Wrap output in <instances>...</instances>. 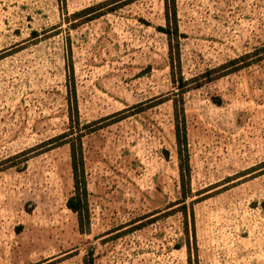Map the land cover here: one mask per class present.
<instances>
[{
  "label": "rangeland",
  "instance_id": "1",
  "mask_svg": "<svg viewBox=\"0 0 264 264\" xmlns=\"http://www.w3.org/2000/svg\"><path fill=\"white\" fill-rule=\"evenodd\" d=\"M176 5L0 0V264H264V0Z\"/></svg>",
  "mask_w": 264,
  "mask_h": 264
},
{
  "label": "trees",
  "instance_id": "2",
  "mask_svg": "<svg viewBox=\"0 0 264 264\" xmlns=\"http://www.w3.org/2000/svg\"><path fill=\"white\" fill-rule=\"evenodd\" d=\"M165 3V16H166V27H161L160 29L166 33L169 37V54H170V59L172 63V68H174L173 63L175 60L180 62V48H179V38L182 36V34L179 31V26H178V17H177V5H176V0H164ZM86 10H82L80 13L85 12ZM173 40L176 41V47L173 46ZM251 55L246 54L243 55L239 58L231 60L228 65H234V70H237L241 67L250 65L251 62H245L242 64V66H236L237 63L241 61H245L248 57ZM72 70V68H70ZM181 79H183L181 77ZM183 83V82H182ZM72 93L74 96L70 98L69 106H70V118L73 120V118H76V121L80 123L79 120V112H78V104H77V98H76V89H75V84L71 86ZM184 91H182L181 94H183ZM179 111L181 112L182 116V123L183 127L181 128L179 124L176 125V138H177V143L179 146L180 154L182 151L187 150V131H186V126H185V113H184V106L183 103L181 104V107L178 108L177 103L175 104V115L178 117L179 116ZM110 116L106 117L109 118ZM106 118L97 120L92 123H88L85 125V127H92L96 126L105 120ZM94 131V130H92ZM84 134H79L75 140L68 141L71 144V156H72V167H73V173H74V179H75V187L76 189H81L80 184L82 183V193H78L76 196H72L68 199L67 205L70 209H72L74 212H77L79 214V223L81 227L82 232H86L85 230V223L89 222V214L86 213V218L83 217L82 215V200H84L85 204L84 206L87 208V187H86V179H85V168H84V157H83V151H82V137ZM69 134L65 133L58 138L62 137H68ZM181 177H182V185L184 187V178L185 174L184 171L189 172V164H186L185 168L183 167V164L181 162ZM81 174V176H79ZM81 178V181H80ZM83 196V198H82ZM84 264H94V259L93 255L91 254L90 256H86L84 259Z\"/></svg>",
  "mask_w": 264,
  "mask_h": 264
}]
</instances>
